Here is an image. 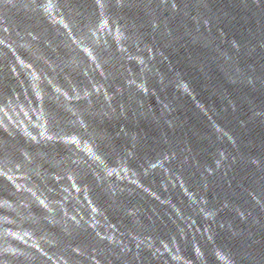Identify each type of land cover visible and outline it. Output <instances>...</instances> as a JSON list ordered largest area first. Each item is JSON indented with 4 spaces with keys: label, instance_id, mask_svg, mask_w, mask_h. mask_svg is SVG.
<instances>
[{
    "label": "clouds",
    "instance_id": "obj_1",
    "mask_svg": "<svg viewBox=\"0 0 264 264\" xmlns=\"http://www.w3.org/2000/svg\"><path fill=\"white\" fill-rule=\"evenodd\" d=\"M220 22L209 0H0V264H264V144L217 123L247 106L235 127L264 128L250 95H264V64L242 62L264 32L257 21L241 43ZM189 45L208 53L189 62L220 113L165 55ZM184 97L207 120L210 164L181 136ZM236 168L250 171L233 185Z\"/></svg>",
    "mask_w": 264,
    "mask_h": 264
},
{
    "label": "water",
    "instance_id": "obj_2",
    "mask_svg": "<svg viewBox=\"0 0 264 264\" xmlns=\"http://www.w3.org/2000/svg\"><path fill=\"white\" fill-rule=\"evenodd\" d=\"M209 7L212 12L216 14L218 17H221V22L218 25L220 28L224 30L227 36L231 38H235L237 41L243 43L251 39L253 35L257 32V21H259V28L261 32H264V4L261 5L259 9H257L254 5L251 4L250 0H247V7L241 4V0H209ZM115 12V9L112 10ZM122 14H126L127 17H134L139 14V10H122ZM138 22V21H137ZM213 34H215V29H213ZM254 42V41H253ZM165 55L169 57V60L172 62L173 68L181 71L184 74V78L190 80L191 86L193 87L194 92L197 94L196 98L201 103L207 106L211 103V105L216 109L217 113H220L221 101L218 100L215 96L211 95L210 90H206L203 77L199 72L195 70V68L189 62V57L193 60L198 58H202L208 55V53L199 48L193 47L191 45L186 48H180L177 46V51L173 52L171 49L165 50ZM264 53H257L251 59H243V63H257L264 64ZM161 71L167 74V67L164 65H159ZM170 75V74H168ZM212 75L214 77L213 83L227 88L228 92L232 94L235 99L240 95V91H234L233 88L227 85L223 78L220 76L218 72L213 68ZM153 86L155 84L153 83ZM247 94V90H243ZM167 95L169 99H171L172 91L168 89ZM254 96V103L261 104L264 106V95L259 93L250 94ZM163 98V97H162ZM149 102L153 104L154 108L156 107L154 99L149 98ZM177 105V115L181 120L187 119V124L185 125L181 136L185 133L187 134V139L192 147L194 152H199L200 155L198 159L202 162L211 163L209 158V153L214 150L215 145L209 146L206 140L200 139V137L207 135L209 129L207 125V120L202 115L199 114L198 110L193 106L192 101L187 98H178L175 102ZM248 116L247 106H244L238 109L236 114L221 113L220 118L217 119V123H219L222 127L227 126L228 128H235L236 133H240V142L251 141L253 145L257 143L264 144V128L259 125L252 126L250 125L247 131V135L243 134V130L239 129L236 126V121L240 119H246ZM140 128L146 133L149 138L157 137L156 130L150 125L144 122H141ZM149 145L151 146V139L149 140ZM230 150V149H229ZM242 152H249L248 148H241ZM256 154H264L257 151ZM246 171H241L239 168L234 169V172L229 174L228 179L233 181V185H235L236 181L240 179L241 176L245 175ZM213 191L217 193L219 196L222 193H226L228 190L226 188L224 180H218L216 182V186ZM212 192L209 193V200H211ZM218 219L221 220H231V215L224 213L221 214ZM201 221L197 218V224L200 225ZM234 227L243 228L244 225L239 224L238 221H234ZM226 233L220 232L217 237V243H228L230 247L237 248L238 244L235 241H228L225 239ZM191 255V250L189 248L188 253Z\"/></svg>",
    "mask_w": 264,
    "mask_h": 264
}]
</instances>
